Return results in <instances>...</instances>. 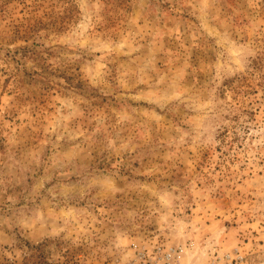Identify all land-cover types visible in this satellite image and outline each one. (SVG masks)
Wrapping results in <instances>:
<instances>
[{
    "label": "rangeland",
    "instance_id": "1",
    "mask_svg": "<svg viewBox=\"0 0 264 264\" xmlns=\"http://www.w3.org/2000/svg\"><path fill=\"white\" fill-rule=\"evenodd\" d=\"M264 264V0H0V264Z\"/></svg>",
    "mask_w": 264,
    "mask_h": 264
},
{
    "label": "built area",
    "instance_id": "2",
    "mask_svg": "<svg viewBox=\"0 0 264 264\" xmlns=\"http://www.w3.org/2000/svg\"><path fill=\"white\" fill-rule=\"evenodd\" d=\"M184 250L180 247L156 246L152 251L136 250L134 257L126 264H182ZM242 261L241 255L236 257L226 254L225 257H213L207 264H234Z\"/></svg>",
    "mask_w": 264,
    "mask_h": 264
}]
</instances>
